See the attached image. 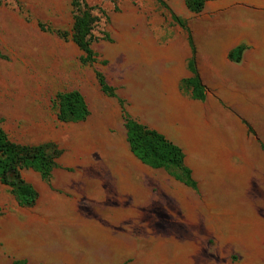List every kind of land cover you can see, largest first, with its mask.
<instances>
[{
    "label": "rangeland",
    "instance_id": "1",
    "mask_svg": "<svg viewBox=\"0 0 264 264\" xmlns=\"http://www.w3.org/2000/svg\"><path fill=\"white\" fill-rule=\"evenodd\" d=\"M163 1L88 0L99 39L96 62L82 64L71 0H0L2 128L61 150L48 181L22 172L32 205L0 184V264H264V0H204L199 12ZM188 34L196 50L213 46L220 69V42L232 36L246 63L221 73L223 97L142 89L139 118L182 147L196 190L132 158L117 98L95 77L120 98L131 82L164 80ZM70 90L84 96L85 120L57 119L54 96Z\"/></svg>",
    "mask_w": 264,
    "mask_h": 264
},
{
    "label": "trees",
    "instance_id": "2",
    "mask_svg": "<svg viewBox=\"0 0 264 264\" xmlns=\"http://www.w3.org/2000/svg\"><path fill=\"white\" fill-rule=\"evenodd\" d=\"M156 1L167 8L163 0ZM185 4L190 11L199 12L204 0H185ZM70 6L73 12L71 39L82 52L80 62L92 64L97 60L92 44L99 39L94 29L100 16L88 0H71ZM171 17L185 28L183 21L177 16L171 14ZM187 42L190 48L187 69L191 76L180 80V90L193 100L203 101L206 97V87L197 69V51L190 34L187 35ZM244 50L245 45L239 44L229 52V59L240 62ZM95 77L105 95L117 98L130 152L142 164L153 169H162L174 180L196 190L197 182L192 170L185 163L182 147L157 130L134 119L126 110L125 100L116 96L115 88L107 83L102 72L96 71ZM53 102L56 117L61 122H78L85 120L89 115L85 98L79 90L58 92ZM60 155L61 150L54 143L26 144L10 139L0 122V184L9 188L20 206H30L37 198L36 190L23 178L22 172L32 170L38 173L42 180L48 181L58 166Z\"/></svg>",
    "mask_w": 264,
    "mask_h": 264
},
{
    "label": "crops",
    "instance_id": "3",
    "mask_svg": "<svg viewBox=\"0 0 264 264\" xmlns=\"http://www.w3.org/2000/svg\"><path fill=\"white\" fill-rule=\"evenodd\" d=\"M210 43L212 44L214 42H210ZM239 44L241 43L239 41H235L232 36H226L222 38L220 42V48H219V58H220L222 69L218 67L216 60H215V56H213L214 54L213 46L211 47L212 49L210 48L200 49V47L197 48L196 64H197V69L200 74L202 83L206 87L205 100H207L208 98L211 99L213 97L214 98L223 97L225 89L231 88V84L225 81V79L221 76V73L223 74L239 73L243 69L242 64H246L244 62L242 63L245 51L242 53V58L240 62H234L230 60L228 57L229 52L233 48L238 46ZM201 53H202V57H201ZM182 54H183V59L180 62V65H179L180 67L174 70L170 76H167L166 79L155 81V82L143 83V84L137 83V82H134V83L131 82L130 85L128 86L127 91L119 95L124 98L125 103H126V110L134 119L145 124V122H143L139 118V112L137 111H138V107L141 104H143L142 102L145 101L143 100V97L148 95L147 93H145L146 90L150 92H153V91L157 92V94L162 93L160 91L167 90V93H170L173 96H177L180 94V80L191 76V73L187 69V59L190 56L189 45L185 47ZM210 57L213 59H210ZM243 66L247 67L246 65H243ZM208 76L211 79H209ZM133 88L135 89L133 90ZM142 89H144L145 91H143ZM133 91L135 92V94H133ZM194 101H198V100H194ZM118 109L120 110L119 105H118ZM147 126L152 129L157 130L158 132L162 133L166 138H168L169 140L177 144V142L169 138L164 132L156 128H153L149 125ZM131 155H132V158L138 164L145 167L147 170L162 171L164 172L167 178H171L164 170L150 168L142 164L132 153ZM185 163L188 165V163L186 162V156H185Z\"/></svg>",
    "mask_w": 264,
    "mask_h": 264
}]
</instances>
